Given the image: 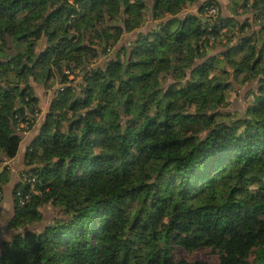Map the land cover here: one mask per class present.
<instances>
[{
  "label": "trees",
  "instance_id": "16d2710c",
  "mask_svg": "<svg viewBox=\"0 0 264 264\" xmlns=\"http://www.w3.org/2000/svg\"><path fill=\"white\" fill-rule=\"evenodd\" d=\"M196 1L0 0L2 196L38 112L31 79L63 85L27 153L0 264H191L174 245L264 264V0H231L263 20L255 38L221 15L182 17ZM147 12L169 21L107 57ZM211 39L225 40L222 59L206 57ZM228 67L256 88L241 117L219 120ZM47 205L57 212L40 227Z\"/></svg>",
  "mask_w": 264,
  "mask_h": 264
},
{
  "label": "rangeland",
  "instance_id": "374dc122",
  "mask_svg": "<svg viewBox=\"0 0 264 264\" xmlns=\"http://www.w3.org/2000/svg\"><path fill=\"white\" fill-rule=\"evenodd\" d=\"M208 1L210 0H197L193 5L185 8L184 13L181 16L183 17L186 13H192V14L199 15L200 17L203 18V21H206V19H204L203 12L202 11L200 12V8L202 7V10H203L204 3ZM213 2L215 4L217 3L219 9H220V6L222 5L224 6V8L227 9L232 4L231 0H215V1L213 0ZM150 5L152 6V1H150ZM238 6H239L237 9L238 15L236 17L238 18V20L236 19L237 22H234L233 29H235L236 33H238L239 31L240 36H250V38L252 37L255 38V35H256L255 32H257V30L260 28L261 24L263 23V20L258 18L255 12L253 11V9L250 8L248 5L245 8H242L241 5H238ZM148 13L150 12H147V16H148ZM224 13H225V10H224ZM239 21L242 22V25L244 23L245 24L247 23L246 25H248V28H246L245 26V29L243 32L241 31V29L239 30V27L241 26ZM154 24H152V22H150L149 24V20H148V23H146L145 26L142 28L143 30L142 29L140 30L147 31L152 26H154ZM137 30L131 33L123 34L120 40L117 42V45L112 49V51L109 52V55H107V57L108 56L113 57L115 55V50L117 48L121 47L122 45H129L130 42L133 41L139 33H142V32H138ZM219 41L220 40H215V41H213V39L210 40L209 47L211 48V50H213V52L210 54H207L206 57L211 56V55L219 56L223 51H225L222 46V43H224L225 40H222L221 43H219ZM107 57L100 58L95 63H93V65H99L100 63H103L105 59H107ZM206 57H204L203 59H205ZM203 59H199L198 64H200ZM228 69L230 73L228 75H223V74L222 75L224 76V79H223L224 82L230 83L231 86L225 91L226 98L224 102L226 103V105L220 106L216 110V112H218L220 116L219 120L229 119L231 117H234V118L241 117L243 113L245 112L246 107L250 104V102L253 99L249 91L254 90L256 88L255 80L243 83L241 82V79H242L241 74H239L238 76H233L232 74H234L233 73L234 69L232 70L230 67H228ZM82 76L83 75L75 76V78L72 79L73 84L77 85L81 83V80H83ZM56 212H57V209H54L52 205H47L43 207L42 213L44 216H43V221L40 227H42L45 223L50 222ZM172 255L174 259L176 260L185 259L189 261L191 264H195L198 262H205L208 264L218 263L217 253L213 252L211 248H208V247H204L202 249L189 252L180 246L174 245L172 248Z\"/></svg>",
  "mask_w": 264,
  "mask_h": 264
},
{
  "label": "crops",
  "instance_id": "0c3cea01",
  "mask_svg": "<svg viewBox=\"0 0 264 264\" xmlns=\"http://www.w3.org/2000/svg\"><path fill=\"white\" fill-rule=\"evenodd\" d=\"M237 9L236 10L233 9L232 4L227 9L224 8V6L222 5L220 6V15L223 18L230 19L233 23L237 22L238 20V18H236L238 15ZM224 10H225V13H224ZM148 20H149V24L150 22H152V24L155 23L154 26H152L147 31H142L143 30L142 28L145 26L146 23H148ZM168 21H169V18H165L162 21L153 20L150 16V13H148V17H147L145 24L141 28H139L137 31L142 32V33L143 32L148 33L149 31L154 29L159 24L168 22ZM239 23L242 25L241 21H239ZM223 31H226V29H224ZM238 34L240 33L238 32ZM223 48L224 50H226L225 47ZM212 52L213 50L211 49L208 50V54ZM220 55L219 56L216 55V56L222 59V56ZM211 56H215V55H211ZM78 75H83V73H79L77 71L76 73H73V75L70 76L69 79L72 80L75 78V76H78ZM30 84L33 87L35 96L38 99V105H37L38 112H37V116H36V119H35V122L32 128L29 131L22 133L16 156L7 162L9 180L2 186L3 196L0 201V254L3 250L4 244L9 243L16 233V230L10 228L9 226V223L14 218V213H15L14 192L16 188L22 182L24 172H26L27 170L31 168V166L27 165L28 164L27 163V157H28L27 153L30 150L31 144L39 136L42 125L44 124L47 118V115L50 112L49 110L52 105V100L55 97L56 90L58 89L59 82H56L53 79H50L49 81L44 79L43 82H36L33 79H31Z\"/></svg>",
  "mask_w": 264,
  "mask_h": 264
},
{
  "label": "built area",
  "instance_id": "2783aa9c",
  "mask_svg": "<svg viewBox=\"0 0 264 264\" xmlns=\"http://www.w3.org/2000/svg\"><path fill=\"white\" fill-rule=\"evenodd\" d=\"M202 12H203V15H204V19L208 20L210 23H213V22L217 21L219 15H220V9H219L218 5L215 4L213 1L204 3ZM64 73L67 74L68 77H70V76L73 75V73H76V71L72 73L68 69H64ZM58 88L60 90H62L63 85H61V84L58 85ZM23 127L25 129L23 133L27 132L28 131L27 125L24 124ZM26 179L30 183H33L34 180H35L34 177H31V174H28V175L24 176V180H26ZM32 188H33V185H32ZM1 196L2 195L0 193V198H1ZM26 199L28 200L27 196H26Z\"/></svg>",
  "mask_w": 264,
  "mask_h": 264
},
{
  "label": "water",
  "instance_id": "95a60500",
  "mask_svg": "<svg viewBox=\"0 0 264 264\" xmlns=\"http://www.w3.org/2000/svg\"><path fill=\"white\" fill-rule=\"evenodd\" d=\"M119 110L121 113L123 112V100H120Z\"/></svg>",
  "mask_w": 264,
  "mask_h": 264
}]
</instances>
